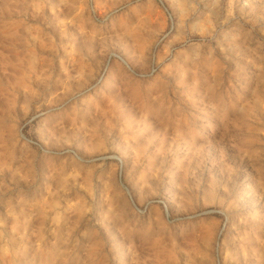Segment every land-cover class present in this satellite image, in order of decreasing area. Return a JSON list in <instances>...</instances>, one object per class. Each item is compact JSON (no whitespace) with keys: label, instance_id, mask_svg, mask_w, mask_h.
<instances>
[{"label":"rangeland","instance_id":"rangeland-1","mask_svg":"<svg viewBox=\"0 0 264 264\" xmlns=\"http://www.w3.org/2000/svg\"><path fill=\"white\" fill-rule=\"evenodd\" d=\"M0 264H264V0H0Z\"/></svg>","mask_w":264,"mask_h":264}]
</instances>
